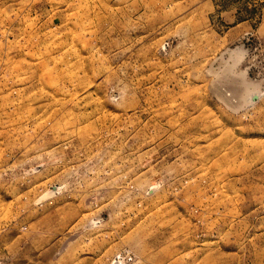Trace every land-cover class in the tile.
I'll return each mask as SVG.
<instances>
[{
    "label": "rangeland",
    "instance_id": "374dc122",
    "mask_svg": "<svg viewBox=\"0 0 264 264\" xmlns=\"http://www.w3.org/2000/svg\"><path fill=\"white\" fill-rule=\"evenodd\" d=\"M0 264H264V0H0Z\"/></svg>",
    "mask_w": 264,
    "mask_h": 264
}]
</instances>
